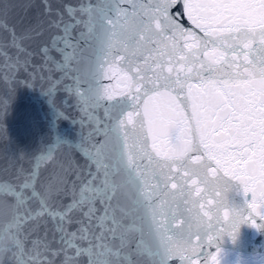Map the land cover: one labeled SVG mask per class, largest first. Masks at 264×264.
<instances>
[{
    "label": "snow or ice",
    "instance_id": "obj_1",
    "mask_svg": "<svg viewBox=\"0 0 264 264\" xmlns=\"http://www.w3.org/2000/svg\"><path fill=\"white\" fill-rule=\"evenodd\" d=\"M20 72L89 131L0 168V264H229L264 229V0H0Z\"/></svg>",
    "mask_w": 264,
    "mask_h": 264
},
{
    "label": "water",
    "instance_id": "obj_2",
    "mask_svg": "<svg viewBox=\"0 0 264 264\" xmlns=\"http://www.w3.org/2000/svg\"><path fill=\"white\" fill-rule=\"evenodd\" d=\"M29 75L20 72L16 78L19 83L0 84V100L7 99L9 102L7 111L0 118V127L3 129L0 132V168L21 153L26 156L39 154L56 140L74 144L81 133L87 135L89 131L87 121L82 127L80 112L72 102H64L66 97L62 93L58 94L57 103L62 105L68 118L58 116L48 96L41 91L47 85L39 79V74L35 87L23 83ZM238 202H242L240 198ZM223 247L229 264H233L237 254L243 259L251 254L264 253V229L257 231L246 223L242 224L235 243L228 241ZM204 251L214 252L215 249L206 247ZM171 264L178 262L172 261Z\"/></svg>",
    "mask_w": 264,
    "mask_h": 264
},
{
    "label": "clouds",
    "instance_id": "obj_3",
    "mask_svg": "<svg viewBox=\"0 0 264 264\" xmlns=\"http://www.w3.org/2000/svg\"><path fill=\"white\" fill-rule=\"evenodd\" d=\"M262 255H264V253H257V254H255V255L251 254L249 257H246V258H243V259H242V258L239 256V254H237L236 259L239 258V260L241 261V264H246L247 260H248L250 257L253 258V259H255V260H257V261H260V257H261ZM220 259H221L222 261L225 259V255H224L223 253L221 254Z\"/></svg>",
    "mask_w": 264,
    "mask_h": 264
}]
</instances>
